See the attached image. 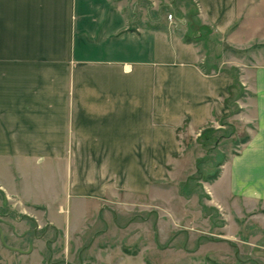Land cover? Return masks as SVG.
<instances>
[{"label": "crops", "instance_id": "obj_1", "mask_svg": "<svg viewBox=\"0 0 264 264\" xmlns=\"http://www.w3.org/2000/svg\"><path fill=\"white\" fill-rule=\"evenodd\" d=\"M180 1L0 0V194L30 210L39 230L76 236L106 203L161 179L181 130L199 137L230 113L233 81L204 70L198 40L159 23V10ZM192 1L227 45L264 39V0ZM138 2L154 13L137 24ZM242 73L250 94L233 118L250 125V140L224 162L213 192L221 209L253 212L264 204V63ZM17 225L0 221V264H43L36 240L14 246ZM101 250L92 264L123 259Z\"/></svg>", "mask_w": 264, "mask_h": 264}, {"label": "rangeland", "instance_id": "obj_2", "mask_svg": "<svg viewBox=\"0 0 264 264\" xmlns=\"http://www.w3.org/2000/svg\"><path fill=\"white\" fill-rule=\"evenodd\" d=\"M183 1L170 8L163 6L159 23L186 39V32L197 38L204 70L219 71L233 81L226 103L230 113L208 125L207 129L215 130L209 139L197 133L185 135L181 130L180 148L172 164L162 167L161 179L148 183L145 193L124 195L106 203L101 212L88 217L87 227L76 236H64L48 225L39 230L30 210L18 203L12 205L0 194V221L18 223L20 240L14 244L18 250L28 248L21 239L36 240L35 248L45 258L43 264H92L90 255L96 256L104 248L110 255L114 251L118 255L114 257L125 259H117L118 264H264V204L252 207L253 212H246L242 203L239 207L224 203L221 209L219 197L213 192L220 174L213 181L206 178L221 173L224 162L250 140V125L244 118L233 116L242 115L244 108L238 102L250 94L242 84V69L264 63V39L235 49L211 29H202L197 3ZM182 4L186 6L183 10ZM140 6L146 12L139 10ZM135 8L137 24L142 23L139 19L145 13H154L149 3L138 2ZM170 14L173 21L168 19ZM193 17L197 24L191 28ZM201 30L204 36H200ZM187 183L192 191L189 194L182 191ZM69 204L68 216L74 217L75 200ZM61 217L65 221L66 215ZM24 229L26 232L20 234Z\"/></svg>", "mask_w": 264, "mask_h": 264}, {"label": "trees", "instance_id": "obj_3", "mask_svg": "<svg viewBox=\"0 0 264 264\" xmlns=\"http://www.w3.org/2000/svg\"><path fill=\"white\" fill-rule=\"evenodd\" d=\"M193 15V14H192ZM196 22H195V17H193V18H191V21H190V27L192 28L193 26H196ZM189 27V28H190ZM205 27L203 26L202 27V29H204ZM205 31V30H204ZM204 36V34H203V31L201 30L200 31V36ZM197 38H195V37H193L192 35H189L188 34V37H187V39L185 38V40L187 41V42H191V41H193V40H196ZM207 72L209 73L210 71H208L207 70ZM234 78V77H233ZM215 130H211V129H205L203 132H202V134H201V136L202 137H204V138H206V139H209V135L212 133V132H214ZM247 140V139H246ZM246 140H244V141H246ZM200 174H201V170H200V172H199ZM203 173V172H202ZM219 174H220V172L218 171V172H216L214 175H210V176H206V178H207V180H210V181H213L214 179H216L218 176H219ZM190 183H187L186 185H184V187H183V193H185V194H189L190 193V191H191V189H190V185H189ZM192 192V191H191ZM212 264H218V263H215V262H212Z\"/></svg>", "mask_w": 264, "mask_h": 264}, {"label": "built area", "instance_id": "obj_4", "mask_svg": "<svg viewBox=\"0 0 264 264\" xmlns=\"http://www.w3.org/2000/svg\"><path fill=\"white\" fill-rule=\"evenodd\" d=\"M168 19H169L170 21H173V15L170 14V15L168 16Z\"/></svg>", "mask_w": 264, "mask_h": 264}]
</instances>
